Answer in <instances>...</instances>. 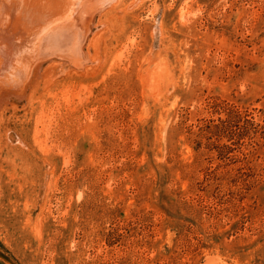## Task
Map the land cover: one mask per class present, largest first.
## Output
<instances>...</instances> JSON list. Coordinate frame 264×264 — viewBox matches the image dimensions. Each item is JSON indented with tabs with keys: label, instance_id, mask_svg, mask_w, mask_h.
<instances>
[{
	"label": "rangeland",
	"instance_id": "obj_1",
	"mask_svg": "<svg viewBox=\"0 0 264 264\" xmlns=\"http://www.w3.org/2000/svg\"><path fill=\"white\" fill-rule=\"evenodd\" d=\"M48 1L0 0V264H264V0Z\"/></svg>",
	"mask_w": 264,
	"mask_h": 264
},
{
	"label": "bare ground",
	"instance_id": "obj_2",
	"mask_svg": "<svg viewBox=\"0 0 264 264\" xmlns=\"http://www.w3.org/2000/svg\"><path fill=\"white\" fill-rule=\"evenodd\" d=\"M44 1H48V0H44ZM52 1V0H51ZM54 1V0H53ZM100 1L101 0H84L83 1V3H82V5H81V8H80V11H79V13L81 14V16H82V18H84L85 17V15L87 14H90V16H92V14L94 13V11L96 10H98L99 9V7H100ZM111 1V0H110ZM50 1H48V2H46V4L47 3H49ZM105 2H107V0H105L103 3L105 4ZM50 3H52V2H50ZM108 4V3H107ZM106 4V5H107ZM99 5V7H98V9H96L97 8V6ZM42 6V5H41ZM104 6V5H103ZM102 6V7H103ZM91 7H92V9H91ZM101 7V8H102ZM101 8H100V10H101ZM87 17H89V16H87ZM86 18V17H85ZM92 18V17H91ZM89 19V18H88ZM93 19V18H92ZM83 20V19H82ZM84 21H87V20H84ZM86 61V60H85ZM86 63V62H85Z\"/></svg>",
	"mask_w": 264,
	"mask_h": 264
}]
</instances>
